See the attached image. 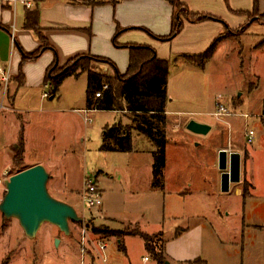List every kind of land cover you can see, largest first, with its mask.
<instances>
[{
    "label": "rangeland",
    "instance_id": "374dc122",
    "mask_svg": "<svg viewBox=\"0 0 264 264\" xmlns=\"http://www.w3.org/2000/svg\"><path fill=\"white\" fill-rule=\"evenodd\" d=\"M64 1L41 0L37 1L36 6L43 19L51 21L63 13L58 4ZM23 9H25L23 6L17 5L16 26L20 25L23 20ZM7 10L11 12V9ZM118 12L128 15L131 10L121 6L118 8ZM10 20L11 16L7 24L10 23ZM94 20L93 28L90 29L95 38L92 40L95 42L93 43L94 47L108 51L105 50V47L109 44L113 50L112 54L115 59L113 61L117 70L124 72L127 65V49L116 47L112 42V33L106 36V22L100 21L97 16L94 17ZM254 21L264 22L259 17L254 20L246 18L244 24L235 29L224 30L222 35H233L239 38L238 36L246 32ZM89 25L88 22L87 26ZM10 30H12L11 27ZM121 35L116 38L117 42H120ZM56 38L60 37L56 36ZM262 39H264V24L253 25L241 37L243 47L240 54V48L235 47L237 42H234L232 48L229 43H222L217 47L213 56L206 61L203 68L196 67L184 60H173L171 46L168 48L169 53L166 52L170 58L166 86L170 101L166 103L165 107L169 116L174 117L173 121L177 116L191 115L192 111L201 113V116L192 114L194 117L203 116L212 119L208 114H213L215 111V101L218 96L230 111L234 109L236 112L233 110L234 114L223 116L219 121L216 120V131L205 137L180 132L168 125L165 159L169 168L187 162L191 164L188 169L193 171L190 185L194 190V195L192 198L186 196L181 203L171 198L166 199L165 213L162 215L163 225L169 227L172 222L185 223L184 216L173 220L170 217L171 211L179 215L197 212L200 221H206L207 226L210 222L214 221L215 224L218 222V220H213L214 217L211 215L215 211V207L223 213L227 212L229 216H220L221 224L226 222L230 228L239 227L241 223L244 224L243 234H241L244 241L241 260L245 261V264H264V47L259 50L253 47ZM105 56L107 57V55ZM63 64H59L57 68ZM89 65L93 68L97 66V62L93 61ZM255 74H258V79ZM85 79L84 72L77 77L68 76L60 86L59 92L52 98L48 95L49 88L47 86H40L38 90L34 89L33 91H26L23 88L16 91L17 105H30L37 108L42 106L40 94L47 93L43 99L44 102L71 113L67 125L56 124V126L49 125L48 127L46 124H50V121L41 125L39 118H36L34 114L23 113L22 117L17 118L12 116L14 112L0 109L1 181L28 167L22 161L18 162L14 159L6 162L3 154V147L7 139L17 131V127H20L21 123L25 126L28 122L25 127H27L28 140H31L27 144L25 158L27 160L49 158L56 165L57 181L62 187L69 185L80 188L83 185L82 178H93V172H98V170L108 172L113 164L118 165L119 161L124 158L125 155L121 150L112 152L113 150L101 147L102 139L106 140L103 135L104 131L108 135L110 129L114 128L115 133V127H118V124L112 125L114 123L113 115L109 114L103 117L102 114H99L91 124L86 125V130L82 119L78 117L76 109L81 106L82 97L86 91L87 79ZM15 86L16 83L11 79L8 91L14 94ZM106 122H108V129L101 130V125ZM248 129L253 131L251 143L246 141ZM108 139V142L112 144L111 138ZM69 145L70 149H68ZM219 148L226 149L227 153L238 152L240 155L239 181L230 183L228 194H220L221 189L220 187L218 189V185L214 181L220 179V170L217 166L212 165V163L216 165ZM99 178L101 181L106 177L99 176ZM108 183L110 184V182ZM99 186L103 187L102 184ZM176 186L184 187L186 183L180 177L169 178L165 193L169 194V191ZM47 189L53 197L69 204L73 203L76 212L83 218H87L89 223L86 224V227L89 226V235L98 238V235L93 231V227L97 226L88 218L90 212L93 216L96 215V208L89 210L83 206L77 190L74 191L71 198L56 196L53 193V175L50 173ZM243 190L246 191L245 196L242 195ZM235 192H239V195L235 196L233 194ZM4 193V185L0 184V201ZM105 194L108 205L110 193L107 188ZM103 196L102 194L101 201H103ZM241 199L244 204L241 203ZM120 204L121 201L117 199L116 202H113L112 208L114 209ZM219 222L214 226L219 238L232 239L233 233H228L224 227L220 226ZM82 223V220L69 222V233L64 234L55 225L45 222L40 225L34 237L28 238L23 234L15 218H5L0 212V263L4 261L5 264H79L78 246ZM108 243L110 248H116L113 239H110ZM134 248L136 249V247ZM143 253L149 255L146 249ZM93 255V263L99 264L100 260L97 254L93 253ZM105 256L107 255L105 254ZM85 262H90L89 257H84Z\"/></svg>",
    "mask_w": 264,
    "mask_h": 264
},
{
    "label": "crops",
    "instance_id": "0c3cea01",
    "mask_svg": "<svg viewBox=\"0 0 264 264\" xmlns=\"http://www.w3.org/2000/svg\"><path fill=\"white\" fill-rule=\"evenodd\" d=\"M181 2H183L191 12L208 13L218 17L220 21L208 19L199 22H189L184 20L179 33L171 40L165 42L158 40L154 36L165 35L170 30L172 10L166 0H65L63 3L58 4L63 10V13L56 19L46 21L39 13V26L42 28L43 34L48 43L54 48L59 64H63L73 56L80 54L104 55V57L107 55L106 58L114 63L113 60L115 59L112 54L113 50L109 44L105 47V50L108 51H104L97 47L95 48L93 45L95 42L92 40H95V38L90 31L93 28L95 16H97L100 21L107 23L105 24L107 25L105 32L106 36L111 33L113 35L116 29H120V33L117 37L121 34L122 35L119 38L120 42H117L118 44L134 43L149 45L155 50L158 58L167 60L168 63L170 62L168 48L171 46L173 60L180 59L191 63L184 56L202 53L215 37L223 34L225 29L222 23L231 29H235L244 24L247 17L242 14H236V12H250L252 8V0H181ZM121 6L131 10V12H128V15L119 14L118 8ZM7 9H11V12ZM17 11V6L13 8L0 2V65L10 63L11 79L16 83L14 94L8 91L7 96L3 100L6 106L5 109L14 112L12 116L17 118L22 117L23 113L29 115L34 114L36 118H39L41 125L42 123L44 124V122L50 121V124H46L48 127L49 125L56 126V124H61L63 126L67 125L71 113L60 108H55L53 105L44 102L43 99L46 97L43 96L44 92L40 94L42 103L40 108L30 105L19 106L16 104L15 95L18 89L23 88L26 89V91H33L34 89L38 90L40 86L49 87L48 84H44V76L47 67L52 63L54 58V52L50 49H45L35 60L21 63L22 54L31 53L36 50L39 46V41L33 31L22 27L23 20L20 25H15ZM24 11L25 9H23L22 14H24ZM258 13L264 14V0H258ZM10 16V23L7 24ZM88 22L90 23L89 26H87ZM256 24L262 25L264 22L254 21L249 28ZM10 27H14L13 32H11ZM249 28L246 32L239 35V38L233 35L222 37L218 41L213 54L216 52L217 47L221 46L222 43H229L232 48L234 42H237L235 47L240 48V54L243 47L241 37L247 33ZM11 33H13V36H11ZM56 36L60 38H56ZM263 40L264 39L260 40L259 43H256V45L253 46L254 49L259 50L264 47V43H261ZM126 53L128 59L127 50ZM208 60L209 59L206 61ZM97 66H94L91 69L106 75H111L113 72L112 67L109 65L97 62ZM115 68L117 69L116 65ZM19 70L22 76L21 83L17 77ZM81 73L82 72L78 73L76 77ZM255 75L254 78L257 76L258 79V74ZM168 101H170V99L168 100L167 95L166 103ZM217 102L223 103L219 96L217 97L215 104ZM85 103L84 93L81 106L79 109H76V111L78 117L82 119L85 130L87 129L86 125L91 124L92 120L97 118L99 114H102L103 117L111 114L114 116V123L112 125L118 124V127L113 126L117 130L115 137L122 138V134L127 132L128 128L131 137L130 149L122 151L125 156L119 161L118 165L113 164V167L108 172L101 170L93 172V179L100 190V194L104 195L103 201H101L102 205L95 210L96 215L93 216L90 212V216L88 217L94 222L95 226L117 230L138 229L146 234H157L156 238H160L158 245L161 246L162 255L164 257L162 264H191V261L194 259L200 260L199 264H245V261L241 260L244 245L241 234H243L244 224L241 223L239 227L235 228L231 227L232 230L226 222L225 224H221V222H219L221 217L229 216L227 212L223 213L215 207V209L213 208L215 211H213L211 215L214 217L213 220H218L220 226L224 227L228 233H233L231 235L233 236L232 239L219 238L214 228L218 222L216 224L214 221L210 222L207 226L205 224L206 221H200L197 212H188L179 215L170 210V217L173 218V220L177 217L184 216L185 219H183V221L185 223L172 222L169 227L163 225L162 215L165 213V204H167L166 199L171 198L172 200L181 203L185 200L186 196L192 198L194 195V190L191 189L190 185V178H192L193 171L188 169L191 164L188 162L182 163L181 165L171 166L173 167L171 169L165 159V164L162 169L163 185L161 188L152 187L151 152L154 149V146L145 135L139 133L135 129L136 123L133 121V117H131L130 113L125 110L89 109L86 108ZM73 110L75 111V109ZM233 110L234 109H232V111ZM192 112L191 115L188 114L189 116L187 115L186 117H183L182 115L177 116L173 121L174 117L169 116L165 107V135L168 125H171L174 130L188 132L192 135L203 137L216 131V120L219 121V119H217L212 113L208 114V116L210 115L212 118L209 119L208 117L204 118L203 116L199 118L194 117L192 114L201 116V113L196 111ZM190 119L208 124L210 127L208 132L204 135L188 130L186 124ZM27 124L28 122L25 126H27ZM23 125L24 124L21 123L20 127H17V131L7 139L5 146L3 147V154L6 162L13 160L16 153H20V159L25 166L39 163L45 167L48 173L53 175V193H55L56 196L71 198L73 197L74 191L77 190L80 197L82 186L80 188H75L69 185L67 187H62L57 181L56 165L49 158L45 160H27L25 158L27 144L31 140H28L29 136H27V127ZM107 127L108 122L101 125L100 129L105 130ZM20 134L21 139L19 138ZM111 142L113 144V139H111ZM68 147V149L71 148L70 145ZM115 151L117 150H113L112 152ZM212 165L216 167L217 162L216 165L213 163ZM99 176L106 178H102L100 181ZM174 177H180L183 179L186 186H176L172 188L169 191V195L165 193L166 183L169 178L173 179ZM214 181L219 189L220 179ZM108 182H110V184ZM99 184H102L103 187L99 186ZM229 187L227 191L220 190V194H228ZM106 188L110 193L108 197V205L105 198ZM233 194L238 196L239 192ZM117 199L121 201V204L113 209V202H116ZM241 203L244 204L242 199ZM70 205L74 207L73 203H70ZM241 215L243 216L242 210ZM94 233L98 235L100 240L106 243V249L101 251L97 247L87 244L85 246V252L82 254L79 244V264H94L93 253L97 254L100 260L99 264H157L150 253L149 255L143 253L146 249L144 240L137 234L123 233L120 237H116L110 235L104 236L97 232ZM110 239L114 240L116 244L115 249L110 248L108 243ZM134 247H136V249ZM105 254L107 256H105ZM84 255L89 257L90 262L84 263ZM144 257H146V259Z\"/></svg>",
    "mask_w": 264,
    "mask_h": 264
},
{
    "label": "trees",
    "instance_id": "16d2710c",
    "mask_svg": "<svg viewBox=\"0 0 264 264\" xmlns=\"http://www.w3.org/2000/svg\"><path fill=\"white\" fill-rule=\"evenodd\" d=\"M41 1V0H36ZM171 6L170 30L165 35H156L160 41H169L179 33L183 26V21L199 22L203 20L220 19L208 13L191 12L181 0H166ZM236 14H242L249 19H262L264 14L258 13V0H252L251 11H237ZM224 29L228 31V27L222 23ZM22 27L35 33L39 46L31 53H24L21 57V63L25 61L35 60L39 54L45 49L54 52L52 63L47 67L44 84L49 85L48 95L53 97L58 93L62 81L71 75L76 76L80 72L86 73V91L85 105L86 108L96 110H125L130 113L135 121V129L145 135L153 144L154 149L152 155V179L151 185L155 188H161L163 185L162 169L165 164V119L164 110L167 101L166 83L168 76L169 63L167 60L158 58L155 50L146 44H118L116 38L120 33V29H116L112 36V42L128 51L127 66L124 72H119L114 63L104 57L93 54H80L68 59L61 67L57 60L54 48L48 43L42 29L39 26V11L35 5L33 8L25 9L23 14ZM224 35L215 37L209 46L200 54H193L186 57L196 67L203 68L204 63L213 54L218 41ZM264 43V40L261 42ZM98 62L112 67L111 75L102 74L91 69V62ZM54 71V72H53ZM21 83V73L18 76ZM103 85L107 87L103 89ZM101 91L100 96L95 97V92ZM106 129V128H105ZM108 129V128H107ZM109 131V130H108ZM114 128L110 129L106 140L103 138L102 148L106 150L127 151L130 149V130L124 132L122 138L115 137ZM21 139V134L19 135ZM108 138L113 139V144L108 142ZM21 154L16 153L14 160L21 162ZM246 191L243 190L242 195L245 196ZM93 231L102 235H110L120 237L123 233L137 234L144 240L146 250L152 255L157 264H162L164 257L162 255L161 246L158 245L160 238H156L157 234H146L138 229L117 230L108 229L106 227H93ZM200 260L194 259L191 264H199ZM0 264H5L3 261Z\"/></svg>",
    "mask_w": 264,
    "mask_h": 264
},
{
    "label": "water",
    "instance_id": "95a60500",
    "mask_svg": "<svg viewBox=\"0 0 264 264\" xmlns=\"http://www.w3.org/2000/svg\"><path fill=\"white\" fill-rule=\"evenodd\" d=\"M186 128L197 134H206L209 125L190 119ZM240 155L220 149L217 168L220 170V189L227 191L231 182L239 181ZM49 173L42 164H34L10 175L3 181L5 193L0 201V212L5 218H15L23 234L32 238L42 223L55 225L64 234L69 233V222H80L75 208L53 197L47 189Z\"/></svg>",
    "mask_w": 264,
    "mask_h": 264
},
{
    "label": "built area",
    "instance_id": "2783aa9c",
    "mask_svg": "<svg viewBox=\"0 0 264 264\" xmlns=\"http://www.w3.org/2000/svg\"><path fill=\"white\" fill-rule=\"evenodd\" d=\"M1 3L9 5L10 7L15 8L18 4L23 6L25 9L33 8L37 1L36 0H0ZM14 27H12L11 32H13ZM11 36H13V33H11ZM11 79V67L10 63H7L5 65H0V109H5L6 106L3 102L4 98L8 94V84ZM103 89H105L107 86L103 85ZM101 91L95 92V97L100 96ZM47 93H43V96H46ZM234 114V112L230 111L223 103L217 102L216 103V109L213 112V115L221 120L223 116H228ZM90 120V119H89ZM252 136L253 131L252 129H248L246 133V141L247 143L252 142ZM4 181V180H3ZM3 181L0 180V184L3 185ZM81 202L82 205L87 207L89 210L91 208L98 209L101 204V194L100 190L95 183L93 178H83V185L81 190ZM82 227L80 229V247H81V253L85 252V246L87 244H91L95 247H97L99 250L104 251L106 249V243L99 238L91 237L88 231V227H86V224L89 222L87 221V218L82 217ZM146 259V257H144Z\"/></svg>",
    "mask_w": 264,
    "mask_h": 264
},
{
    "label": "flooded vegetation",
    "instance_id": "af4514ba",
    "mask_svg": "<svg viewBox=\"0 0 264 264\" xmlns=\"http://www.w3.org/2000/svg\"><path fill=\"white\" fill-rule=\"evenodd\" d=\"M240 168H241V166H240V164H239V174H240Z\"/></svg>",
    "mask_w": 264,
    "mask_h": 264
}]
</instances>
